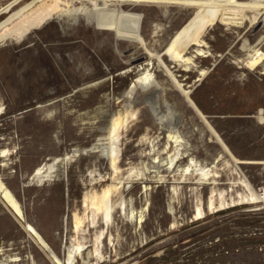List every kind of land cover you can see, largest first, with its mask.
I'll return each mask as SVG.
<instances>
[{"label": "rangeland", "instance_id": "rangeland-1", "mask_svg": "<svg viewBox=\"0 0 264 264\" xmlns=\"http://www.w3.org/2000/svg\"><path fill=\"white\" fill-rule=\"evenodd\" d=\"M65 1L0 0V181L17 201L0 190V264H58L26 224L59 264H264V65L242 63L264 0H81L104 8L89 19ZM144 71L156 106L126 95Z\"/></svg>", "mask_w": 264, "mask_h": 264}, {"label": "bare ground", "instance_id": "bare-ground-1", "mask_svg": "<svg viewBox=\"0 0 264 264\" xmlns=\"http://www.w3.org/2000/svg\"><path fill=\"white\" fill-rule=\"evenodd\" d=\"M230 1L231 0H212L210 2V4H211L212 7L216 8L217 10H223L224 8H226L229 5ZM58 2L60 4L62 2V0H58ZM65 2L68 4V7H69L68 12H70V15L74 16V19H77V16L79 14H82L83 16H85L86 18L89 19V18H92V17L93 18H98L99 16H101L104 13V8L96 9L94 11L88 10V8L86 6H84L85 3H82L81 0H66ZM77 3H80L81 5L77 4ZM62 9H64V8H62ZM91 22H92V20H91ZM194 43L197 46H201V44H202V42L199 41V40H196ZM262 43H264V32L261 34V36L259 37L258 41L255 44H253V45H251V44L246 45L245 44L242 47V50L246 52L245 53L246 57L242 60V63H243L244 67L249 68V69H255V68H257L260 65H264V52L262 51V49L260 47V45ZM195 53H196V55H202V54H204V50L198 47L196 49ZM178 57L180 58L181 61H184V62H186L188 64H189V61L192 59L191 56H185V57L178 56ZM139 87L151 90V92H152L151 93V97H148L147 100L152 106H156V101H157V97H158L161 85H160L159 81H157L155 78H152L150 71H144L141 75L137 76L130 83L129 88L126 91V95L129 96V97H132L134 92H135V90H137ZM132 115H135V113L132 112ZM122 125H123V123H122L121 120H119V118L115 119L113 121V123L111 124V126H110V135L113 136L115 134V132ZM168 136H172V135L170 134ZM8 152H9V149L3 148L0 151V156H5V155L8 154ZM113 152H114V150L110 147L109 150H108V155H109V158H111V159H114V153ZM176 154H178V152H176L174 155H171L170 158L166 161V168L168 170L171 169V166L173 164V160H174V157L176 156ZM66 157H67V155H65V154L64 155H57V156H55L53 158L52 162L49 165V168H52V169L55 168V171L57 172V176L60 174L59 167H61L63 165L64 161L66 160ZM189 167H190V164L185 165L184 169L182 167L180 169L172 167L173 175H177L180 172L181 173L180 176L182 178H186L187 177L186 176L187 173H186L185 170H187ZM192 173L199 176L198 182H200V183H204V182L210 181L211 177L207 178V174L204 172L203 168H194V169H192ZM34 176H40L42 179L49 178V174H42V167H40V166L35 169ZM205 179H207V180H205ZM0 190H1V193L4 196H8V197H10V199L13 200L12 205H13V207H16L17 206V201L15 199V196L10 192V190L8 189L6 184L3 183L2 181H0ZM85 202L86 201L84 200V204H87ZM208 204H209V202H208ZM210 204H211V206H213V202H211ZM103 211H104V215H103L104 223L106 224V223H108V219H109L110 214H111V209H110L109 206H106V208ZM15 214L19 218H23L24 217V213L20 209L17 211V213L15 212ZM202 214H203V211L200 208V206H198L196 211H195L196 218L202 216ZM140 219H142V218H140ZM74 221H75L74 227H76V229L78 230L79 226L81 224V222H80L81 220L76 218ZM25 228L31 234V236L33 237V240L37 244H39L45 251L49 252L50 258L52 257V259H54L56 262H58V264L62 263V260L56 254H53L51 252L48 243H46V241L43 239V237H41L38 234V232L31 225L26 224ZM74 241H75V239H74ZM77 242H78V240H77ZM77 242L76 243H72L69 246V253H68L67 261L74 260V257L76 256V253L81 252V250L83 248V245L82 244H77ZM11 260L15 261L17 259L15 257V258H11ZM69 263H72V262H69Z\"/></svg>", "mask_w": 264, "mask_h": 264}]
</instances>
